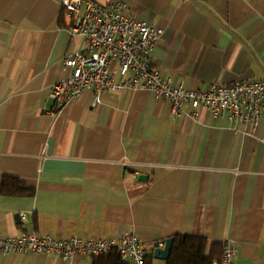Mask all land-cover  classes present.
<instances>
[{"label":"crops","instance_id":"1","mask_svg":"<svg viewBox=\"0 0 264 264\" xmlns=\"http://www.w3.org/2000/svg\"><path fill=\"white\" fill-rule=\"evenodd\" d=\"M126 1L134 17L164 29L151 63L174 83L264 79V0ZM61 3L0 0V237L131 233L164 245L190 235L206 239L208 254L230 237L237 264H264V118L252 131L205 108L175 116L142 89L104 92L96 106L87 89L56 110L49 87L69 74L64 56L84 46ZM5 177L34 193L3 194ZM153 250L148 264H168ZM0 264L93 258L15 253Z\"/></svg>","mask_w":264,"mask_h":264},{"label":"built area","instance_id":"2","mask_svg":"<svg viewBox=\"0 0 264 264\" xmlns=\"http://www.w3.org/2000/svg\"><path fill=\"white\" fill-rule=\"evenodd\" d=\"M61 5L71 19L70 34L81 36L84 46L64 56L63 69L69 74L49 87L48 96L56 110L87 89L95 93L93 106L101 102L104 92L142 89L167 99L175 116L196 118L197 110L205 108L214 118L243 123L252 131L264 118V79L191 89L165 76L151 63L152 51L164 29L134 17L126 0H62ZM152 245L131 233L118 238L82 239L38 235L23 229L15 236L0 237V256L54 254L69 260L116 250L124 264H145ZM222 247L221 260L212 264H237L235 240L225 238Z\"/></svg>","mask_w":264,"mask_h":264},{"label":"trees","instance_id":"3","mask_svg":"<svg viewBox=\"0 0 264 264\" xmlns=\"http://www.w3.org/2000/svg\"><path fill=\"white\" fill-rule=\"evenodd\" d=\"M2 193L29 196L34 191L16 178L5 177L2 183ZM207 246L206 239L202 237L190 235L175 237L168 264H212L214 261L221 260L223 247L215 244L208 254ZM92 258L93 264H124L116 250ZM148 258L149 256L145 264L149 263Z\"/></svg>","mask_w":264,"mask_h":264},{"label":"water","instance_id":"4","mask_svg":"<svg viewBox=\"0 0 264 264\" xmlns=\"http://www.w3.org/2000/svg\"><path fill=\"white\" fill-rule=\"evenodd\" d=\"M173 244H174L173 237L166 238L164 240V245H161L160 242H155L154 250H153L154 256L157 258L168 259L171 254Z\"/></svg>","mask_w":264,"mask_h":264}]
</instances>
